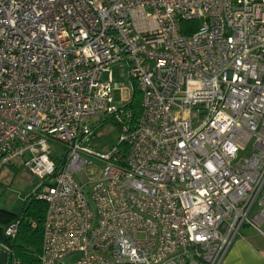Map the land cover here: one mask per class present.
Instances as JSON below:
<instances>
[{
  "label": "built area",
  "instance_id": "1",
  "mask_svg": "<svg viewBox=\"0 0 264 264\" xmlns=\"http://www.w3.org/2000/svg\"><path fill=\"white\" fill-rule=\"evenodd\" d=\"M119 62L136 117L132 94L113 102ZM111 118L98 154L86 144ZM5 165L41 181L30 264H222L243 227L264 236V0H0Z\"/></svg>",
  "mask_w": 264,
  "mask_h": 264
},
{
  "label": "rangeland",
  "instance_id": "2",
  "mask_svg": "<svg viewBox=\"0 0 264 264\" xmlns=\"http://www.w3.org/2000/svg\"><path fill=\"white\" fill-rule=\"evenodd\" d=\"M110 69L113 80L117 82L119 86L125 85L127 87L122 92L120 89H115L112 93L114 104L119 106L121 105V96L128 97L131 95L134 86L132 80L128 76L125 63L119 62L113 64ZM104 77L105 73L103 74V78ZM119 135V126L116 125L115 121L108 120L102 122L94 129L93 135L86 146L98 154H106L108 149L117 143ZM86 158L89 161H93V163L97 162L96 159L92 160L91 157L86 156ZM75 177L80 183H84L88 179L84 171L77 173ZM40 185L41 181L24 167L16 165L3 166L0 170V214H5L10 216V218L15 217L21 212L28 198ZM11 222L13 221H7L0 218V235L2 230H4ZM76 257V255H73V259H76Z\"/></svg>",
  "mask_w": 264,
  "mask_h": 264
},
{
  "label": "trees",
  "instance_id": "3",
  "mask_svg": "<svg viewBox=\"0 0 264 264\" xmlns=\"http://www.w3.org/2000/svg\"><path fill=\"white\" fill-rule=\"evenodd\" d=\"M136 117L140 112V94L134 86L130 102L126 105ZM118 122L114 119H108ZM106 120V121H108ZM46 204L43 200L32 195L28 198L25 206L19 214L10 218L5 214H0V218L7 221H19L18 231L14 238L8 239L1 232L0 240L8 243L14 252L26 263H34L41 250L42 223L45 215Z\"/></svg>",
  "mask_w": 264,
  "mask_h": 264
},
{
  "label": "crops",
  "instance_id": "4",
  "mask_svg": "<svg viewBox=\"0 0 264 264\" xmlns=\"http://www.w3.org/2000/svg\"><path fill=\"white\" fill-rule=\"evenodd\" d=\"M76 259L70 255L58 264H76ZM222 264H264V236L251 227H243L231 243Z\"/></svg>",
  "mask_w": 264,
  "mask_h": 264
},
{
  "label": "water",
  "instance_id": "5",
  "mask_svg": "<svg viewBox=\"0 0 264 264\" xmlns=\"http://www.w3.org/2000/svg\"><path fill=\"white\" fill-rule=\"evenodd\" d=\"M6 262V253L4 251H0V264H5Z\"/></svg>",
  "mask_w": 264,
  "mask_h": 264
}]
</instances>
